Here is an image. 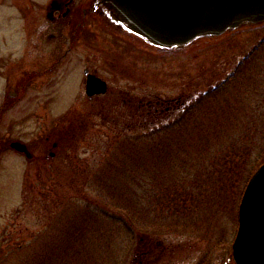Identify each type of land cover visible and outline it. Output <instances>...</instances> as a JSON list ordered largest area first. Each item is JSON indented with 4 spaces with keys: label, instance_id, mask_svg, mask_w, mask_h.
<instances>
[{
    "label": "rangeland",
    "instance_id": "1",
    "mask_svg": "<svg viewBox=\"0 0 264 264\" xmlns=\"http://www.w3.org/2000/svg\"><path fill=\"white\" fill-rule=\"evenodd\" d=\"M49 1L0 0V247L6 250L4 264H20L18 246L29 248L28 254L39 259L40 248L54 252L52 264H235L232 244L238 230L242 187L264 160V88L254 94L255 85H264V24L201 38L181 50L147 47L139 51L115 34L100 33V48L119 51H113L111 61L114 58L130 65L131 72L125 73L129 81L119 82L128 84L124 90L136 99L186 98L188 106L206 94L210 99L213 89L228 82L216 97L203 103L202 115H196L208 125L223 122L230 126L217 145L223 150L210 155L214 159L220 156V160L206 162L209 171L219 163L221 172L226 169L222 166L232 155L233 149L228 150L232 141L256 137L248 146L247 161L236 162L231 191L223 190L224 184L220 189L215 186L212 177L216 174L210 177L203 170L198 177L193 168L186 182L194 202L187 209L180 201L178 208L163 210L161 206L169 204L160 200L165 194L158 192L160 198L153 202L146 199L152 195L143 190L110 192L120 178L121 167L116 168V161L130 152L123 144L125 136L138 131L126 132L107 123L99 113L103 104L87 99L84 63L75 61L85 52L84 46H74L55 71H42L47 63L39 54L54 48L65 50L70 41L68 36L52 39L46 32H36ZM249 54L251 58L240 68ZM139 67L143 72L139 73ZM247 117L256 121H249L245 130L238 118ZM70 123L78 126L76 134L67 144L54 147L59 129ZM217 128L222 131L220 125ZM15 140L27 143L35 158L28 159L12 149L10 143ZM51 151L55 157L50 156ZM112 165L115 169H110ZM146 170L152 171V167L140 166L136 174L141 179L145 176L148 184L153 178ZM111 171L116 174L110 178L106 172ZM28 180L32 186L26 200ZM120 197L139 200L118 201ZM136 209L142 217L158 213V218L141 220ZM116 211L135 214L130 231L112 223L119 217L113 214ZM105 213L109 219L104 218ZM56 237L60 239L57 249ZM10 248L13 250L7 251ZM36 260L32 264H39Z\"/></svg>",
    "mask_w": 264,
    "mask_h": 264
},
{
    "label": "trees",
    "instance_id": "2",
    "mask_svg": "<svg viewBox=\"0 0 264 264\" xmlns=\"http://www.w3.org/2000/svg\"><path fill=\"white\" fill-rule=\"evenodd\" d=\"M245 64V63H244ZM242 64L240 68L244 65ZM240 68H238L240 71ZM228 82H224L219 87L213 89L210 94L214 95L213 98L219 94V90L222 89L223 86H227ZM260 83L257 87L255 85V93L257 94L264 88V85ZM261 87V88H260ZM209 94V95H210ZM208 95H204L199 98L192 105H185L182 108H178L175 104V100H147L144 104V107H138V104H123V103H114V102H105L103 105L99 107V113L102 114L107 123L113 124L117 129L124 130L126 132L138 131L136 134L130 136H125V141L123 144L128 145L130 152L126 155H122L118 157V162L116 161V168H120L121 172L117 173L120 177L119 181L114 183L111 187L110 192H139L140 190L150 193L152 196L146 197L148 200H152L153 202L158 201L160 197H158V192L162 193L165 196L161 198L162 201H168L169 204L163 205V210L166 207L174 209V207H179L182 204L179 202H184V209L190 207L191 201L195 200L189 190H187L188 183L186 179L189 178V171L193 168L197 169L195 175L200 177L199 175L204 173L203 170L207 173L208 176L212 177L214 174L217 176L212 177L215 180H212L217 187L220 189L221 185H223V190L231 191L232 177L235 175L236 162L238 160H243L245 163L247 161L246 157L249 155L248 146L255 142L256 137L254 135H250V141H248V137H243L237 142L232 141L229 147V151L232 153L231 156L227 157L225 160V164L222 167L226 166L221 172L219 168V164L216 165L213 171H209L206 162L210 160L213 163H217L220 160V156H217L216 159L210 158V155H213L214 151L220 152L223 150H219L217 147L218 144L221 143L224 138L223 132L227 130L230 126L226 123H219L222 127V131L218 129V123H213L208 125L207 120L196 115H202L200 112L204 111L203 103L206 100H210L207 97ZM173 101V103L171 102ZM175 104V105H174ZM203 105V106H202ZM222 106V105H221ZM172 112V113H171ZM173 113H177L178 115L174 116ZM238 124L240 123L241 127L246 130L248 128L249 121L253 124L256 120L252 121L247 117V120L238 118ZM75 123V122H74ZM74 123H70V126H62L57 133V140L59 145L62 146L63 143H68V138L72 135L76 134L77 127ZM237 123V120H236ZM246 126V127H245ZM221 134V135H220ZM253 134V132H251ZM222 136V139H221ZM50 138V136H49ZM243 141L244 147H243ZM249 143V144H248ZM1 150V146H0ZM264 162L261 161L260 165ZM221 165V164H220ZM259 165V166H260ZM140 166L142 169H147L149 166L152 167V171H148L147 176H151L153 181L147 184L145 180V176L143 179L139 177V173L136 174V171H140ZM110 169H115V167L109 166ZM207 167V169H205ZM254 172V171H253ZM115 173V172H113ZM112 171L106 172L108 177H112ZM97 174V173H96ZM116 174V173H115ZM238 174V173H237ZM123 180V181H122ZM236 181V180H235ZM108 182V181H107ZM246 183V184H245ZM248 183V180L244 182L242 189L245 190V187ZM245 185V186H244ZM32 186V181L28 180L24 187V196L27 200ZM107 190H109L108 185ZM106 190V188H105ZM244 190L241 194V197L244 193ZM184 192V194H182ZM153 193V194H152ZM137 201L136 197H130L129 199H123L120 197L118 201ZM135 203L131 204L133 207ZM130 207V204L128 205ZM145 206V205H144ZM149 206V205H148ZM148 206H145L148 207ZM140 209H136L135 212L138 214L139 219H148L150 217L158 218L157 214H148L144 213L143 217L141 216ZM164 213V212H163ZM101 215L102 213H98ZM118 218H115L117 221H113L115 224L119 223L121 227H128V231H130V227L134 224L133 219L136 220V216L131 215L128 216L126 214H121L116 211L113 213ZM162 214V212H161ZM131 217L133 219H131ZM142 217V218H141ZM104 218L109 219L110 216L107 213L104 214ZM114 219V220H115ZM146 220V219H145ZM132 223V224H131ZM104 224V223H102ZM119 226V227H120ZM68 234H70L71 230L69 227L66 228ZM4 242L7 241V239ZM58 243L56 249L59 247L60 239L58 237L55 238ZM55 248V247H53ZM50 249V251L53 250ZM13 249H7V251H12ZM17 250L21 252L22 258L20 264L23 262L24 264H32L35 259L39 261V264H52V259L50 258L53 253H45L48 251L46 248H40V257H35V255H29L28 249L25 247H17ZM25 250V251H24ZM4 246L0 247V264H4V255L5 253ZM22 251H24L22 253ZM32 250H30L31 252Z\"/></svg>",
    "mask_w": 264,
    "mask_h": 264
},
{
    "label": "water",
    "instance_id": "3",
    "mask_svg": "<svg viewBox=\"0 0 264 264\" xmlns=\"http://www.w3.org/2000/svg\"><path fill=\"white\" fill-rule=\"evenodd\" d=\"M96 2L112 23L165 50H181L202 37H215L264 23V0ZM106 91V82L90 74L88 94ZM10 146L25 153L29 159L34 156L22 141H13ZM232 248L236 264H264V163L254 172L245 188L239 206V227Z\"/></svg>",
    "mask_w": 264,
    "mask_h": 264
},
{
    "label": "flooded vegetation",
    "instance_id": "4",
    "mask_svg": "<svg viewBox=\"0 0 264 264\" xmlns=\"http://www.w3.org/2000/svg\"><path fill=\"white\" fill-rule=\"evenodd\" d=\"M96 4V0L49 1V4L45 9L43 23L39 25V27L36 29V32H46L52 39H54L53 37H55L56 39L57 36L60 35H63L65 37L68 36L70 41L65 50L54 48L45 51V53L39 54V56L42 57L41 61L45 60V62L47 63L42 71H55L58 66L65 59H67V57L70 56L74 46L82 45L84 46L83 48L85 52L80 53V58H77V56L75 55V61L78 60V64L79 62L81 63V61L84 63L83 74L85 77L83 78V83L85 85V94L87 95V99L93 104H104V102L109 101L123 104L134 103L138 104V107H144V104L147 101H144V99L141 98L136 99L135 95H129L130 92L124 90L125 87H128V84L121 85V83L119 82L120 80H127L125 79V73H128L130 71V68H127V66L130 65L124 64L122 62H117V60L114 58L111 61L109 56L112 55L113 51L118 53L119 51L114 50L113 48L111 50L107 48H100L98 46L99 37L101 32L105 33V31H107L110 32V34H115V36H117L118 40L121 42H124L126 44L132 43L136 45L137 47H139V51L140 48L142 50H146L147 47L158 51V47L148 44V42L141 36L112 23L103 14L104 9L98 7ZM27 55L29 56V54ZM251 55L249 54V57H245V59L242 60L241 63H246L247 60L251 58ZM106 67L110 68L107 69ZM105 70L106 72H104ZM138 70L139 73H141V71L143 72V69H141L140 67L138 68ZM102 72H104L106 75ZM90 74L96 75L106 82V92L95 93L93 95L88 94L87 82ZM26 76L28 78L30 77V74H26ZM21 82L25 83L24 79H22ZM22 87H25V85H20V88ZM19 93L20 92H18V94ZM171 102L173 103V101ZM176 102H178L176 106L178 108H182L185 106V103L187 101L186 98H183L176 99L175 104ZM55 142L58 143V140L55 139L54 143Z\"/></svg>",
    "mask_w": 264,
    "mask_h": 264
}]
</instances>
